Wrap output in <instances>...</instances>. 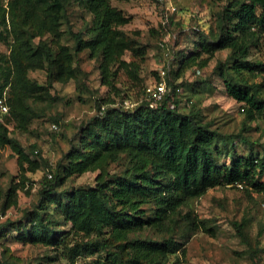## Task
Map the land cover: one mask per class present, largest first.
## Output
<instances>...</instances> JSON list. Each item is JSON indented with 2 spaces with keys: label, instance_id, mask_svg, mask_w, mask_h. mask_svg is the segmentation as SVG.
Wrapping results in <instances>:
<instances>
[{
  "label": "trees",
  "instance_id": "trees-1",
  "mask_svg": "<svg viewBox=\"0 0 264 264\" xmlns=\"http://www.w3.org/2000/svg\"><path fill=\"white\" fill-rule=\"evenodd\" d=\"M82 2L93 14L92 25L85 29L91 37L85 38L83 31L74 33L72 51L68 45L54 47L44 39L35 41L45 32L61 36L68 0H0V42L8 47V52L0 51V98L8 106L7 112L0 111V142L12 145L25 172L36 171L42 164L31 158L19 139L10 136L7 122L13 118L22 131H28L38 116L35 103L56 97L51 92L53 81L78 78L77 53L85 48L101 60L103 81L110 86L108 96L98 103L99 108L103 103L107 108L104 105L103 113L86 123L79 144H74L56 167L48 166L35 208L23 219L7 218L0 224V240L14 227L20 240L59 247L73 262L106 252L100 264H168L169 256L182 247L180 242L131 234L175 222L189 199L213 187H236L235 182H244L245 187L239 189L264 192V149L257 148L260 143L245 133L252 127L247 122L264 116V76L261 82L255 80L264 75V61L251 58L252 49L264 40V0H228L216 28L209 35L201 34L193 48L175 58L173 63L178 65L174 64L167 76L171 89L159 104L152 107L146 92V99L134 108L123 105L127 96L114 78L122 69L132 83H142L139 58L146 57L149 45L130 38L120 28L132 17L112 0ZM28 25L32 31L24 29ZM158 46L166 49V39L162 38ZM221 50L229 52L218 62L216 72L228 95L245 111V123L238 133L224 134L214 128L203 120L200 109H180L184 101L190 107L195 103L177 78L194 65L206 66L210 56ZM126 53L133 59H125ZM111 63L117 65L114 71L110 70ZM36 69L47 70L48 84L29 76ZM154 74L157 81L161 80L160 70ZM178 86L181 91H177ZM115 96L122 98L118 105ZM245 145L247 150L241 153L239 147ZM32 148L33 155H40L35 145ZM112 161L123 162L121 172L110 171ZM96 169L100 171L94 186L67 187L74 176ZM23 176L25 181L27 176ZM18 200L19 183L12 182L6 190L0 185L1 214ZM184 217L197 228L212 231L191 212ZM61 219L68 229L60 227ZM235 226L248 241L244 223L235 222ZM255 250H260V244ZM4 257L2 252L0 264H17ZM176 264H181L179 257Z\"/></svg>",
  "mask_w": 264,
  "mask_h": 264
},
{
  "label": "rangeland",
  "instance_id": "rangeland-1",
  "mask_svg": "<svg viewBox=\"0 0 264 264\" xmlns=\"http://www.w3.org/2000/svg\"><path fill=\"white\" fill-rule=\"evenodd\" d=\"M227 2L228 0H112L115 6L132 17L131 22L120 28L130 38L149 45L146 57L143 60L139 58L144 79L142 83H132L122 69L114 78L117 87L127 96L124 99L132 103L130 106L123 104L125 107H136L146 99V92L151 93L157 81L154 71L166 66L168 61L173 64L180 52H187L194 47L197 37L201 34L209 35L208 33L216 28L218 15ZM92 18L93 14L82 0H68L66 14L60 24L61 36L56 38L52 33L45 32L38 35L35 41L44 39L54 47L68 45L74 51V33L83 31L84 37L89 39L91 35L85 34V29L87 25H92ZM24 29L32 31L33 27L28 25ZM162 38L167 41L166 49L158 46ZM0 51L8 52L7 45L0 42ZM228 52L229 50L217 51L210 56L206 66L194 65L176 80L183 81L185 93L192 97L195 103L190 107L184 101L180 109L186 112L194 107L200 109L203 120L210 121L214 128L224 134L240 132L245 123V111L241 109L238 101L228 95L222 77L216 72L218 62L225 60ZM123 57L127 60L133 59L130 53ZM203 57H207V54H203ZM251 58L264 61V40L252 49ZM100 63L101 60L93 56L90 49L79 51L76 59L79 67L78 78L67 82L53 81L51 92L56 97L35 103L38 116L34 117L28 131H22L13 118L7 122L10 136L19 139L31 158L40 160L42 165L36 171L25 172L19 154L12 145L0 142V185L6 190L12 182L19 183L18 203L8 208L5 214L0 213V224L7 218L23 219L28 210L35 208L40 199L48 166L56 167L65 153L74 144H79V137L86 123L107 108V104L103 103L101 108L98 104L110 91V86L103 81ZM116 67V64H110L111 71ZM29 76L40 83H49L46 69L31 70ZM263 76L259 74L255 80L261 82ZM250 79L254 80V77ZM115 98L117 105L122 102L121 97ZM54 122L58 125L57 129L51 126ZM247 124L252 127L245 133L250 139L260 143L256 145L257 148L264 149V116ZM32 145L40 150V155L32 154ZM246 150L247 145L239 147L241 153ZM27 165L25 163L26 167ZM124 166L123 162L112 161L109 169L111 172H121ZM99 171L90 170L76 175L68 181L67 187L94 186ZM24 173L27 176L25 181ZM261 179L264 181V174ZM189 212L196 215V218L212 231H205L202 226L197 228L193 225L184 217ZM240 221L244 223L249 242L235 226V222ZM60 223L61 228H69L63 219ZM261 231L263 233L259 236ZM18 235L19 231L10 227L8 234L0 240V256L4 252V258L17 264H100L99 261L106 256L104 252L102 255L79 258L78 262H73L59 247L27 243L20 240ZM131 237L158 240L172 238L180 242L182 247L169 256L168 264H176L178 257L181 264H264V250H261L264 247V192L247 191L246 188L239 189L232 185L210 188L204 195L189 199L182 206L175 222L162 228L146 227L133 232ZM258 244L260 250H255ZM183 249L186 250L185 255L182 254Z\"/></svg>",
  "mask_w": 264,
  "mask_h": 264
},
{
  "label": "built area",
  "instance_id": "built-area-1",
  "mask_svg": "<svg viewBox=\"0 0 264 264\" xmlns=\"http://www.w3.org/2000/svg\"><path fill=\"white\" fill-rule=\"evenodd\" d=\"M173 9L175 10L176 7H173ZM173 66L174 63L172 64L171 61H168L167 65L160 69L161 80L156 81L154 88L150 93V99H151L150 105L152 107L157 106L159 102L163 99L164 95L171 89V85L168 83L167 76L170 73ZM177 91H181L180 86L177 87ZM124 104L126 106L127 104L128 106H130V104L132 105V103L128 99L125 100ZM187 104L189 105V102H187ZM0 111L2 112L8 111V106L6 105L3 98H0ZM51 126L54 129L58 128V125L55 122L52 123ZM48 176L52 177V173H48ZM233 185H235L238 188H244L246 184L244 182H235Z\"/></svg>",
  "mask_w": 264,
  "mask_h": 264
}]
</instances>
